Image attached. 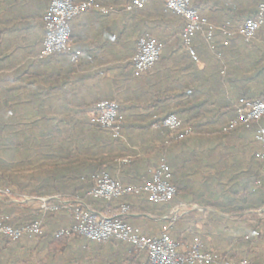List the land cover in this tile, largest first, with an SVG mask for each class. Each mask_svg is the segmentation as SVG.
<instances>
[{"label":"crops","instance_id":"crops-1","mask_svg":"<svg viewBox=\"0 0 264 264\" xmlns=\"http://www.w3.org/2000/svg\"><path fill=\"white\" fill-rule=\"evenodd\" d=\"M72 1L81 3L86 0ZM96 1L104 7L116 9V12L108 15L87 12L71 21L69 49L79 52L80 55L72 74L70 68L66 70V78L73 82L63 84L61 77L65 75V69L57 58L45 59L44 63L38 62L44 39L42 19L50 0H0V78L6 79L3 86L11 89V95L14 94L12 97H15V90L19 89L21 104L31 106L23 109L20 115L26 120L35 117L43 119L44 115L53 118L56 114H49L48 111H53L60 103L69 102L81 108L99 100L117 99L124 129L117 147L109 146L103 132V170L124 186H137L142 182L148 168L157 164L160 152L164 150L171 169L172 184L178 186L175 198L182 204L196 206V209L178 219L174 231L170 233V238L178 245L179 250L187 251L194 239L191 236L195 234L201 240L203 252L215 250L226 256V260L236 262L246 257L257 264L250 255L253 249L259 257L258 261H261L260 264H264V252H258L259 249L256 251L259 245L264 244V216H258L255 211L244 214L256 216L261 225L260 237L251 242L249 247L242 248V242L247 239L241 241L242 237L235 232L241 227L252 230L253 222L238 220L230 212L217 214L198 203L233 202L256 190L264 193V177L254 156L258 150L254 143L255 128L225 137H217L214 131L208 129L178 143H172L170 135L152 127L154 116L161 118L166 113L176 111L178 104L171 98L180 95L183 90L214 87L211 78L216 73V67L210 64L209 55L212 53L205 45L204 33L197 34L193 40V48L197 54L195 61L180 42L183 21L173 16H164L162 9L157 10L154 4H161L160 1L149 3L151 5L146 7L148 17L143 20L130 16L129 12L132 10L129 8L134 0L128 5H124L128 0ZM260 2L264 0H192L191 4L199 8V12L209 20V26L216 28L215 25L221 24L227 18L236 20L250 14ZM114 4H118V7ZM144 25L150 26L162 46L161 57L140 78L134 79L131 73V84H128L124 81L126 70L123 67L133 59L136 38ZM222 40L216 30L214 49L225 47ZM232 40L234 47L227 50L228 61L252 68L259 60L258 68L264 67L263 34L253 42L256 51L244 46L240 38ZM244 57L246 62L242 63ZM248 61L252 62L249 64ZM253 72L255 68L249 74ZM260 84L262 86L263 82L260 81ZM224 88L235 92L240 86L224 85ZM169 90H173V93ZM200 100L201 97L196 98L195 103ZM214 100L213 95L210 102ZM179 105L181 109L184 108L182 104ZM58 115L54 118H58ZM92 115L91 112L87 114L89 118ZM257 173L259 177L253 180V174ZM0 190L16 194L7 188ZM235 191L238 192V197L234 195ZM0 203L4 206L26 204L14 203L7 196L0 197ZM36 206L39 208L37 203ZM132 206L135 209L127 216L131 217L130 222L144 235L156 236L168 224L166 217L171 210L157 217L145 215L138 204L132 203ZM232 206L227 205V209ZM92 208L97 209L94 206ZM112 215L114 213L109 216ZM50 217L57 227L69 224L63 212ZM89 243L98 242L80 240L73 245V250L85 249ZM29 244L31 243L19 241L1 247L0 264L55 263L51 258H44L47 252L28 251ZM260 250L262 251L261 248ZM88 257L85 256L84 260ZM69 261L75 264L73 260Z\"/></svg>","mask_w":264,"mask_h":264},{"label":"trees","instance_id":"trees-1","mask_svg":"<svg viewBox=\"0 0 264 264\" xmlns=\"http://www.w3.org/2000/svg\"><path fill=\"white\" fill-rule=\"evenodd\" d=\"M132 1L133 0H128L124 5L131 4ZM154 1L161 2V4L154 5L157 10L162 9L164 16L169 15L180 18L166 10L161 0L148 1L141 9H133L129 12L131 13L130 16L142 20L147 18L148 13H146V7L150 6L151 4L149 3ZM73 3L75 2L73 1ZM260 4H264V2L258 3L257 7L250 14L236 20L227 18L221 24L215 25L217 26L216 28L227 25L229 29H234L235 27L241 26L246 20L256 16ZM114 5L116 6L118 4ZM192 7L202 18H205L206 21L209 22V20L199 12V8L197 9L194 5H192ZM182 30L183 26L180 32V42ZM260 34L264 35V26L257 32L255 39L258 38ZM144 35H150L155 38L150 26L144 25V28L137 35L135 52L138 39ZM219 35L221 36L220 33ZM254 40L251 43H244L240 39V42L248 49L256 51V45L253 44ZM222 41L224 43V40ZM205 45L208 48L206 43ZM229 45V47L215 48L216 50L214 49V52H211L212 55H209L210 64L216 67V73H214L211 78L214 87L209 89L198 88L183 90L180 95L171 98L172 100H176V104H178L176 105V111L166 113L161 118L154 116L152 127L170 135L172 143H178L208 129L214 131L217 137H225L238 131H252L254 128L256 130V125H252L248 129L237 128L228 133L222 131L223 127L235 117L236 105L240 100L264 101V67L258 68L260 66V61L257 60L255 63L253 61L254 65H252L255 68V72L249 74L254 69L253 66L252 68H245L240 66L239 62L228 61L226 54L234 47L232 46L234 45V40H230ZM74 53V51L72 52L68 49L66 53L48 57L57 58L64 67L65 70L63 74L65 75L63 76L61 72L63 76L61 77V81H63V84L73 82V80L66 78V74H68L66 70L70 68V74L74 71L73 68L77 64V62L73 63L71 61V56ZM194 53L197 57L195 50ZM217 54H220V57H217ZM45 59L38 62L44 63ZM245 62L246 58L244 57L242 63ZM248 62L250 64L252 61ZM123 68L126 70L124 81L129 84L131 80L130 75L133 70V61L130 60L126 62ZM137 78L140 77H134V79ZM14 80H17V78ZM5 81L6 79L3 77L0 78V188L10 189L16 194L36 196L59 194L84 197L93 187V177L98 173H107L106 170H103V132L106 134L107 142L110 147L119 146L122 138H113L109 130L91 122L92 117L89 118L87 114H89V112H91V114L93 113V106L95 103L81 108L79 105L74 106L69 102L66 104L60 103L57 107L53 108V111L51 109L48 111L49 114H59L58 118H54L56 115H54L53 118L44 115L43 119H36L35 117L26 120L22 118L20 112L31 106L26 103L21 104L19 89L15 90V97H12L14 94L11 95V89H6L3 86V82ZM260 81L263 82L262 86ZM236 84H238L240 88L235 92H229L224 88V85L234 86ZM169 91L173 93V90ZM166 92L167 91H165V93ZM162 94L163 97H165L164 92H162ZM213 95L215 100L210 102ZM200 97L202 100L195 103V99H199ZM104 100H114L119 104L117 99L109 98ZM179 104H182L184 108L181 109ZM32 108L34 109L35 106H32ZM170 114L175 115L182 122L183 130L188 128L192 130L189 136L182 140H175V135L161 126L163 118ZM78 115H80V117H77ZM123 129L124 120H122L121 125V136ZM164 152V150H161L157 164L148 168L142 182L138 183L137 186L143 185L149 180L150 170L156 168L162 158L169 166ZM258 169H260V165ZM252 177L253 180L257 179L259 173L253 174ZM174 186L177 190V195L178 186ZM176 195L170 202L162 204L151 203L144 195H125L110 202L93 199H87V201L91 206L96 207L97 210L107 215L112 213L115 214L121 205H128L129 213H132L135 209L132 203H135L141 207V211H143L145 215L161 217L181 203L175 198ZM234 195L238 197L239 194L235 191ZM244 197L245 198H241L240 200H233V202L213 204L198 203L204 208L212 209L217 214H226L230 212L234 213L238 220L244 219L252 221L254 224L252 225V230H246L241 227L235 232L236 235L242 237L241 241L247 239L246 242H242L240 246L242 248H247L251 242L260 237L259 227L261 224L256 216H244V214H250L252 211H257L264 206V193L262 190H256L251 194H246ZM230 204L233 205L232 208L227 209V205ZM0 215H4L6 217L5 223L12 226H21L39 220L42 217V213L36 206V203L11 206H4L0 203ZM142 217L145 216L143 215ZM130 219L131 217L129 216L120 218V220L134 226L133 223L130 222ZM219 219L222 218L219 217ZM177 223L178 220L172 225L169 235L174 231ZM57 228L58 227L53 221L51 224L46 225L45 232L41 237L35 239H22L21 241L31 243L28 245V251H37L40 253L47 252L48 254H45L44 258H51L52 261L55 262L54 264H72L69 263V260H73L75 264H142L146 261L145 254H140L135 251L133 246L114 239L103 244L89 243L85 249L73 250V245L84 239L75 238L73 242L66 238H54L53 231ZM191 238H195V234L192 235ZM7 244H10V241L0 237V248ZM250 255L254 258V261L258 262L257 264L261 263V261H258L259 257L253 249H251ZM85 256H89L87 260H84Z\"/></svg>","mask_w":264,"mask_h":264},{"label":"built area","instance_id":"built-area-1","mask_svg":"<svg viewBox=\"0 0 264 264\" xmlns=\"http://www.w3.org/2000/svg\"><path fill=\"white\" fill-rule=\"evenodd\" d=\"M150 0H134L129 10L141 9ZM166 10L180 17L183 21L181 43L184 50L197 61L193 49V39L198 33H204V41L209 50L214 52V33L217 30L228 46L230 40L240 38L244 43H251L257 32L264 26V4H260L254 18L246 20L241 26L229 29L227 25L213 28L208 25L192 7V0H161ZM87 12L108 15L116 12L112 7H104L96 0H86L73 3L72 0H50L43 16L44 39L42 51L38 59L42 60L57 54L66 53L69 49L71 37V21ZM206 28V31H204ZM162 46L150 35L141 36L136 45V52L132 59L134 77H141L151 70L158 62ZM79 52L71 56V61H78ZM220 57V54H217ZM235 117L222 129L224 133L237 128H250L256 125L254 143L258 147L254 156L259 162L264 175V101H242L236 105ZM123 117L120 114L119 104L114 100H101L93 106L91 122L110 131L113 138H122L121 125ZM161 126L173 133L175 140H182L192 132L190 128L182 129V122L173 114L163 118ZM93 187L84 197L71 195H53L49 197H33L23 194H11L7 190H0V197L7 196L14 203H37L42 217L34 222L21 226H12L5 223L6 217L0 216V237L10 242H19L22 239L41 237L47 224L52 223L50 215L65 213L69 224L53 231L54 238L73 240L82 238L89 242L106 243L112 239L131 245L135 251L146 255L142 264H255L246 257L236 262L226 260L220 252L215 250L202 251L199 237L193 239L187 251L181 252L178 245L170 238L169 231L172 225L181 217L187 215L196 206L179 204L171 209L166 217L168 224L161 233L148 237L141 230L120 218L129 214V206L121 205L117 212L106 215L92 208L87 199L110 202L125 195H144L151 203H168L177 193L171 181V171L162 158L156 168L150 170V178L140 186H124L107 173H98L93 177ZM255 214L264 216V206L255 211Z\"/></svg>","mask_w":264,"mask_h":264},{"label":"rangeland","instance_id":"rangeland-1","mask_svg":"<svg viewBox=\"0 0 264 264\" xmlns=\"http://www.w3.org/2000/svg\"><path fill=\"white\" fill-rule=\"evenodd\" d=\"M59 227H60V226H59ZM59 227H58V228H59ZM259 247L262 249V251L260 250ZM258 249H259V250H258ZM263 249H264V244H261V245H259V246L257 247L256 251L258 250V252L263 253V252H264Z\"/></svg>","mask_w":264,"mask_h":264}]
</instances>
